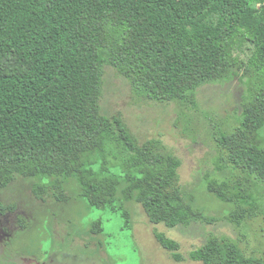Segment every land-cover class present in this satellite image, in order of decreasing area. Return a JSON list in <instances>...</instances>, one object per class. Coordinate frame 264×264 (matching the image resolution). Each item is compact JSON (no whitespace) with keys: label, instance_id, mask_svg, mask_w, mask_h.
Returning <instances> with one entry per match:
<instances>
[{"label":"trees","instance_id":"trees-1","mask_svg":"<svg viewBox=\"0 0 264 264\" xmlns=\"http://www.w3.org/2000/svg\"><path fill=\"white\" fill-rule=\"evenodd\" d=\"M107 66L134 96L182 111L198 107L202 87L239 78L236 121L215 142L223 168L241 180L232 194L225 177L207 187L241 219L264 221V0H0V197L24 178L37 194L54 189L69 201L71 189L90 209L119 212L127 229L131 201L168 228L204 217L179 184L180 160L168 146L141 142L120 114L102 112ZM9 208L0 201V213ZM91 230L102 233V220ZM155 236L184 260L176 240ZM189 257L264 264L215 237Z\"/></svg>","mask_w":264,"mask_h":264},{"label":"rangeland","instance_id":"rangeland-1","mask_svg":"<svg viewBox=\"0 0 264 264\" xmlns=\"http://www.w3.org/2000/svg\"><path fill=\"white\" fill-rule=\"evenodd\" d=\"M244 88L239 78L206 85L199 91L198 107L182 111L176 103L134 96L127 78L107 66L102 112L120 114L141 142L159 138L168 146L180 160L179 184L204 217L189 226L168 228L152 223L143 206L131 201L126 203L131 213L127 229L119 212L90 209L71 189V199L62 201L54 189L37 194L35 180L18 178L0 197L10 207L0 213V264H203L191 260L189 253L211 237L264 257L261 216L246 214L241 219L240 208L222 202L207 187L209 178H226L232 194L241 180L238 172L223 168L215 137L235 123ZM262 192L255 191L258 196ZM97 219L102 220L103 232L96 234L91 226ZM156 232L180 244L183 261L161 246Z\"/></svg>","mask_w":264,"mask_h":264}]
</instances>
